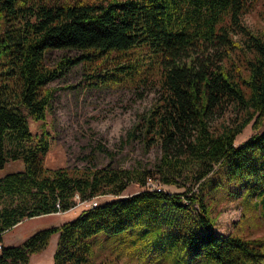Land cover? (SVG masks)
<instances>
[{"label": "trees", "instance_id": "16d2710c", "mask_svg": "<svg viewBox=\"0 0 264 264\" xmlns=\"http://www.w3.org/2000/svg\"><path fill=\"white\" fill-rule=\"evenodd\" d=\"M253 1L0 0V168L9 159L23 163L0 176V264H27L56 232L53 264H108L94 260L100 235L112 255L135 254L139 264H264V233L248 235L241 226L218 231L209 203L216 192L240 197L241 222L257 228L264 219V29L240 22ZM232 28L243 33L242 66L228 67L224 59ZM51 48L80 54L49 66ZM142 52L144 67L137 61ZM111 54L126 61L92 77L121 82L155 69L159 99L128 135L140 131L146 148L160 144L156 171L163 183L181 187L182 173L193 170L196 188H147L153 178L146 168L108 164L70 173L44 164L49 132H32L28 117L45 120L53 93L47 83L77 59L101 62ZM227 109L235 118L214 128V114ZM251 120L256 130L235 144ZM130 182L142 188L120 195ZM102 194L114 197L18 244L2 242L25 217L67 210L76 195ZM168 207L181 212L182 224L173 223Z\"/></svg>", "mask_w": 264, "mask_h": 264}, {"label": "rangeland", "instance_id": "374dc122", "mask_svg": "<svg viewBox=\"0 0 264 264\" xmlns=\"http://www.w3.org/2000/svg\"><path fill=\"white\" fill-rule=\"evenodd\" d=\"M240 22L255 32L264 29V1L251 2L241 14ZM230 33L233 41L226 48L227 55L224 58L226 65L228 67L233 64L242 66L240 61L244 58V53L240 45H242L243 33L235 28L230 29ZM79 54L78 50L70 48H51L45 53V62L51 66L62 57H73ZM120 61L126 60L122 61L121 57L114 54L101 62L77 59L76 62L68 64L63 73L47 83L53 88V93L46 110L45 120H34L28 117L32 132H40L41 127L49 132L50 146L43 157L44 164L48 167H65L70 173H79L92 167L108 164L123 168H146L152 171V178L160 182L165 190L178 192L186 186L196 188L197 183L192 184L191 181L193 170L182 173L181 187L163 183L161 174L156 171L162 153L160 144L153 143L146 148L140 131L136 130L133 136L128 135V131L134 124L141 120V115L159 99L161 88L154 73L155 69L146 70V72L141 69L140 74L135 73L134 79L121 82H101L98 76H91L114 67ZM137 61L143 67L148 65L143 52ZM92 81L93 83H89ZM235 116L233 111L227 109L222 113L214 114L211 124L214 128L221 127L224 123H230ZM252 124L253 120L249 121L236 135L235 144L240 143L256 130ZM262 127L263 125L258 130ZM22 166L21 159H9L4 167L0 168V176L9 171L21 169ZM141 188L142 186L138 183L130 182L120 195L131 194ZM112 197H114L112 194L95 196L97 201ZM75 199L76 203L67 210L23 218L20 223H16L6 231L5 242L18 244L21 237L28 236L36 229L74 217L86 207L85 200H80L76 196ZM209 203L215 228L218 231L235 232L241 226L248 235L258 236L264 233V219L255 221L260 225L257 228L249 227L252 223L247 220L243 222L239 220L242 208L240 197L216 192L209 197ZM168 208V215L173 218V223L182 224L184 217L181 216V212ZM53 236H50L47 251L53 245ZM103 237V235L98 237V242H103L101 247L95 246L97 253L94 260L96 262L102 263L108 260V264L140 263L135 254L123 252L118 257L112 255ZM38 254L40 253L31 256L39 257ZM46 255L48 252L44 253L42 258H37L38 264H48ZM28 263L32 264L31 259Z\"/></svg>", "mask_w": 264, "mask_h": 264}, {"label": "crops", "instance_id": "0c3cea01", "mask_svg": "<svg viewBox=\"0 0 264 264\" xmlns=\"http://www.w3.org/2000/svg\"><path fill=\"white\" fill-rule=\"evenodd\" d=\"M18 223H20V221ZM5 233H6V231L3 233L2 242L4 244H9V243H6L5 240H4V234ZM52 235H54L53 236L54 237V242H53L52 247L47 251V246H48V244H47L44 249H42L41 251H39V253H40V254H38L39 257H37V256H31V255L35 254V253H32L30 255V259L32 261V264H38L37 258H39V259L42 258L43 257V254L44 253L47 254V252H48V255H46V258L48 259L47 263L48 264H53V252H54V249H55V246H56V243H57L58 233L56 232V233H53ZM24 238H25L24 236L21 237V239L19 240V243L22 242ZM36 253H38V252H36ZM30 259H29V261H30ZM27 264H29V263H27Z\"/></svg>", "mask_w": 264, "mask_h": 264}, {"label": "built area", "instance_id": "2783aa9c", "mask_svg": "<svg viewBox=\"0 0 264 264\" xmlns=\"http://www.w3.org/2000/svg\"><path fill=\"white\" fill-rule=\"evenodd\" d=\"M146 187L147 188H153V189L163 188V186L159 182H157L151 178H148V180L146 182ZM84 202H85L86 206H93L97 203V200L92 198L89 200H85ZM58 212H60V211H58ZM0 249H1V243H0Z\"/></svg>", "mask_w": 264, "mask_h": 264}, {"label": "bare ground", "instance_id": "6f19581e", "mask_svg": "<svg viewBox=\"0 0 264 264\" xmlns=\"http://www.w3.org/2000/svg\"><path fill=\"white\" fill-rule=\"evenodd\" d=\"M93 199H96L95 196L93 197Z\"/></svg>", "mask_w": 264, "mask_h": 264}]
</instances>
